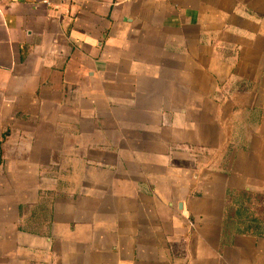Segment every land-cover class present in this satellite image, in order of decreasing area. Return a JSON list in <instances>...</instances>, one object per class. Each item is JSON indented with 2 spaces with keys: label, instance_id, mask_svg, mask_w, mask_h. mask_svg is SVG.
I'll use <instances>...</instances> for the list:
<instances>
[{
  "label": "crops",
  "instance_id": "1",
  "mask_svg": "<svg viewBox=\"0 0 264 264\" xmlns=\"http://www.w3.org/2000/svg\"><path fill=\"white\" fill-rule=\"evenodd\" d=\"M0 264H264V0H0Z\"/></svg>",
  "mask_w": 264,
  "mask_h": 264
}]
</instances>
